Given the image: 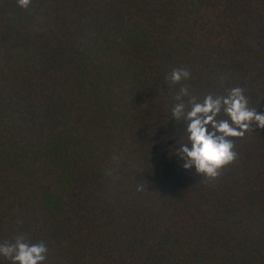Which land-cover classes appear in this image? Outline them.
<instances>
[{"label": "trees", "instance_id": "obj_1", "mask_svg": "<svg viewBox=\"0 0 264 264\" xmlns=\"http://www.w3.org/2000/svg\"><path fill=\"white\" fill-rule=\"evenodd\" d=\"M181 87H240L264 113V0H0V243H44L43 264H264V130L215 181L185 170Z\"/></svg>", "mask_w": 264, "mask_h": 264}, {"label": "clouds", "instance_id": "obj_2", "mask_svg": "<svg viewBox=\"0 0 264 264\" xmlns=\"http://www.w3.org/2000/svg\"><path fill=\"white\" fill-rule=\"evenodd\" d=\"M31 5L32 0H17L21 9L28 10ZM189 77L187 69H174L167 79L176 85ZM175 100L173 120L185 122L188 133V143L175 150L176 156L185 170L194 169L208 181H215L224 168L237 161L235 139L256 129L264 130V113L249 107L240 87L231 88L226 95L209 94L201 102L190 96L187 87H181ZM221 113L227 118H219ZM47 252L44 243H28L23 235H18L14 243H0V256L13 264H43Z\"/></svg>", "mask_w": 264, "mask_h": 264}]
</instances>
